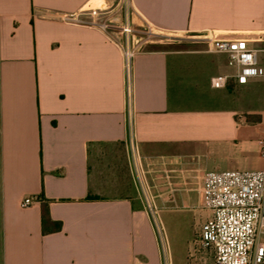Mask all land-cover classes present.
<instances>
[{"label":"crops","instance_id":"obj_1","mask_svg":"<svg viewBox=\"0 0 264 264\" xmlns=\"http://www.w3.org/2000/svg\"><path fill=\"white\" fill-rule=\"evenodd\" d=\"M92 1L0 0V264H164L163 240L190 222L173 264H215L194 244L210 216L203 176L264 170V79L213 89L236 68L200 37L253 38L264 67V0H132L134 26L175 47L136 55L130 110L119 48L64 20ZM27 196L38 201L23 208Z\"/></svg>","mask_w":264,"mask_h":264},{"label":"built area","instance_id":"obj_2","mask_svg":"<svg viewBox=\"0 0 264 264\" xmlns=\"http://www.w3.org/2000/svg\"><path fill=\"white\" fill-rule=\"evenodd\" d=\"M133 14L132 0H117L113 7L89 3L79 12L64 16L68 22H78L100 30L119 48L124 64L129 110L132 103L133 61L147 44L153 43L152 38L159 35L146 23L145 26L135 27ZM82 16L87 19H81ZM200 39L207 43L211 52L226 55L229 66L236 68L234 74L213 76L210 79L213 89L226 88L231 81L245 85L252 80L264 79V67L259 62L253 38L210 30ZM131 161L146 208L158 225L156 208L134 150ZM202 200L210 216L202 225L196 242L203 249L213 252L214 263L264 264V242L259 241L264 234V170L207 172L203 176ZM36 201L38 198L27 196L20 205L28 208ZM165 246L164 264H171Z\"/></svg>","mask_w":264,"mask_h":264},{"label":"rangeland","instance_id":"obj_3","mask_svg":"<svg viewBox=\"0 0 264 264\" xmlns=\"http://www.w3.org/2000/svg\"><path fill=\"white\" fill-rule=\"evenodd\" d=\"M91 3L94 4V5H100V4H102V1L101 0H93ZM140 26H145V23H143ZM156 32H158L157 34H159V35L154 37V38H152L153 43H155L156 46L165 47V48L175 47L174 45L171 46V44H170V43L173 42V39H174L173 35H171V34H169L167 32H162V31H156ZM173 44H175V43H173ZM209 70L210 69H206L205 71L208 72ZM209 73H210V71H209ZM193 230H194L193 229V225L190 222V223H188L186 225L184 231L181 234L176 235V236L171 235L170 237L167 236V240L166 239H165V241L163 240V242H162L163 263L166 261V256H165L166 253H165L164 245H166L165 247H167V251L166 252H167V254L169 256L170 263L173 264V261L171 259V255H170V251H169L170 246L172 248H174V247H176V244H178L179 241L180 242L181 241L182 242H186L187 240H190V237L193 234ZM196 239H197V236L195 237V240H194L195 247L197 249L201 250V251L206 250V249H203L202 247L199 246V244L196 242ZM201 262L203 264L207 263V261L205 259H202Z\"/></svg>","mask_w":264,"mask_h":264},{"label":"trees","instance_id":"obj_4","mask_svg":"<svg viewBox=\"0 0 264 264\" xmlns=\"http://www.w3.org/2000/svg\"><path fill=\"white\" fill-rule=\"evenodd\" d=\"M44 217L47 219L48 218V215H47V212L44 210Z\"/></svg>","mask_w":264,"mask_h":264}]
</instances>
